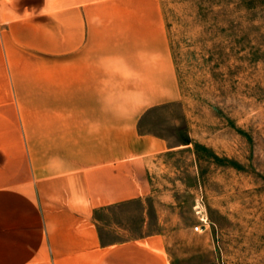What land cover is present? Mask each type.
I'll use <instances>...</instances> for the list:
<instances>
[{"label":"crops","instance_id":"crops-1","mask_svg":"<svg viewBox=\"0 0 264 264\" xmlns=\"http://www.w3.org/2000/svg\"><path fill=\"white\" fill-rule=\"evenodd\" d=\"M57 29L0 44V264H170L162 237L106 241L98 217L153 196L170 150L144 131L181 101L162 2L103 0V63Z\"/></svg>","mask_w":264,"mask_h":264},{"label":"rangeland","instance_id":"rangeland-1","mask_svg":"<svg viewBox=\"0 0 264 264\" xmlns=\"http://www.w3.org/2000/svg\"><path fill=\"white\" fill-rule=\"evenodd\" d=\"M161 2L181 101L144 131L170 150L153 196L103 209V239L160 236L170 264H264V0ZM62 26L103 63V0H0V44L48 46Z\"/></svg>","mask_w":264,"mask_h":264}]
</instances>
